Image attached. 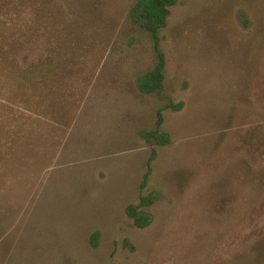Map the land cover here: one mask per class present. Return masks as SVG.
Wrapping results in <instances>:
<instances>
[{
    "label": "rangeland",
    "instance_id": "obj_1",
    "mask_svg": "<svg viewBox=\"0 0 264 264\" xmlns=\"http://www.w3.org/2000/svg\"><path fill=\"white\" fill-rule=\"evenodd\" d=\"M137 1L0 0V264H264V0H174L149 94Z\"/></svg>",
    "mask_w": 264,
    "mask_h": 264
},
{
    "label": "trees",
    "instance_id": "obj_2",
    "mask_svg": "<svg viewBox=\"0 0 264 264\" xmlns=\"http://www.w3.org/2000/svg\"><path fill=\"white\" fill-rule=\"evenodd\" d=\"M173 3L174 0H138L131 10V16L134 21L141 20L144 29L151 35L157 55V63L153 69L138 78V88L143 93L160 92L163 88L165 61L164 55L159 49L158 32L165 26L166 18L170 11L169 7ZM47 70V68H43L41 75H44ZM21 78H24L26 83H31L34 78L33 71L30 68L21 70ZM158 116L159 121H161L159 112ZM158 123L160 124V122ZM141 134L147 140L154 138L158 144L166 142L167 140L166 135L159 132L158 129L145 131ZM2 149V145L0 144V154L3 152ZM129 213L135 217V222L138 226L143 227L148 224L149 220L147 217L136 213L133 209H129ZM96 236L97 233L93 235V238H96Z\"/></svg>",
    "mask_w": 264,
    "mask_h": 264
}]
</instances>
